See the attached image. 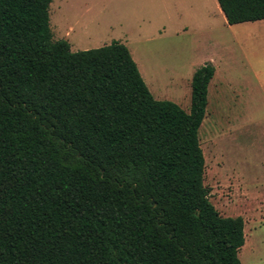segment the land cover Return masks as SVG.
I'll return each mask as SVG.
<instances>
[{
    "label": "trees",
    "instance_id": "1",
    "mask_svg": "<svg viewBox=\"0 0 264 264\" xmlns=\"http://www.w3.org/2000/svg\"><path fill=\"white\" fill-rule=\"evenodd\" d=\"M51 1L0 0V264H241L244 220L203 184L213 66L187 112L156 100L124 44L52 40ZM216 2L264 20V0Z\"/></svg>",
    "mask_w": 264,
    "mask_h": 264
},
{
    "label": "rangeland",
    "instance_id": "2",
    "mask_svg": "<svg viewBox=\"0 0 264 264\" xmlns=\"http://www.w3.org/2000/svg\"><path fill=\"white\" fill-rule=\"evenodd\" d=\"M52 40L71 51L124 44L149 92L186 112L193 72L214 68L198 130L203 184L244 220L241 264H264V20L229 25L216 0H52Z\"/></svg>",
    "mask_w": 264,
    "mask_h": 264
}]
</instances>
